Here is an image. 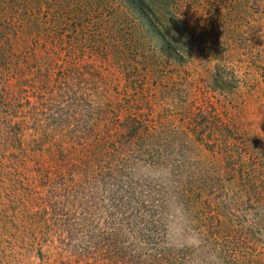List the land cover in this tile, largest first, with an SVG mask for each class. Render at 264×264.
Instances as JSON below:
<instances>
[{"label": "rangeland", "instance_id": "obj_1", "mask_svg": "<svg viewBox=\"0 0 264 264\" xmlns=\"http://www.w3.org/2000/svg\"><path fill=\"white\" fill-rule=\"evenodd\" d=\"M0 28V264H264V0H0Z\"/></svg>", "mask_w": 264, "mask_h": 264}, {"label": "trees", "instance_id": "obj_2", "mask_svg": "<svg viewBox=\"0 0 264 264\" xmlns=\"http://www.w3.org/2000/svg\"><path fill=\"white\" fill-rule=\"evenodd\" d=\"M0 30H1V28H0ZM2 31H4V28H3V30L0 31V33H3ZM0 37H3V36L0 34ZM8 42L11 43L10 41H8ZM163 44H166V43H163ZM30 67H32V66L27 67V74H25V77L21 81L20 87H24L27 81L29 84H32V82H35L37 80H38V82H43L44 79L47 77V75L45 74L46 71L43 73L36 71V76L34 78L30 79V75L32 74L31 70H28ZM43 87H44V85L42 84L41 86L36 87V89L41 90V89H43ZM23 92H25V91H23Z\"/></svg>", "mask_w": 264, "mask_h": 264}]
</instances>
